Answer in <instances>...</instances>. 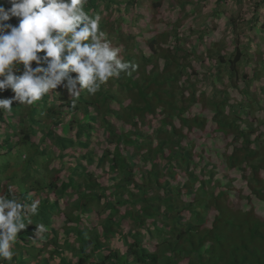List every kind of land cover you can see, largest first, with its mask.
I'll return each instance as SVG.
<instances>
[{"label":"trees","instance_id":"1","mask_svg":"<svg viewBox=\"0 0 264 264\" xmlns=\"http://www.w3.org/2000/svg\"><path fill=\"white\" fill-rule=\"evenodd\" d=\"M123 4L124 15L101 17ZM186 5L88 0L85 11L100 17L106 38L136 70L94 95H57L46 114L62 131L18 102L9 119L0 112V130L9 127L0 148L30 151L15 158L22 175L9 172L16 161L0 166V195L11 198L8 185L17 184L25 187L12 190L21 203L39 201L17 255L0 264H264V21L256 12L248 19L262 39L241 45L230 15L226 41L209 24L217 7L202 25L184 27L182 16L192 17ZM46 138L67 152L44 146ZM53 155L67 158L64 174L51 167ZM56 216L62 225L54 227ZM36 223L47 232L34 241Z\"/></svg>","mask_w":264,"mask_h":264},{"label":"clouds","instance_id":"2","mask_svg":"<svg viewBox=\"0 0 264 264\" xmlns=\"http://www.w3.org/2000/svg\"><path fill=\"white\" fill-rule=\"evenodd\" d=\"M7 2L8 8L0 3V93L10 89L14 95L0 98V112H11L14 102L32 106L58 87L73 101L84 90L94 95L110 79L136 70L106 38L100 17L85 11L88 0ZM8 192L11 198L0 195V261L11 262L20 233L34 224L39 201L21 203L11 188ZM35 225L34 241L47 232L44 224Z\"/></svg>","mask_w":264,"mask_h":264},{"label":"rangeland","instance_id":"3","mask_svg":"<svg viewBox=\"0 0 264 264\" xmlns=\"http://www.w3.org/2000/svg\"><path fill=\"white\" fill-rule=\"evenodd\" d=\"M181 1H183V0H180V2ZM184 1L187 2L186 9L188 11H190V13H192V17L187 18L186 20L182 16V19L184 21V27H188L191 25H193L194 27H197V24L203 23L206 16L209 13H211L214 8L217 7L219 9L220 14L218 16L211 18L209 24L211 26L214 24L218 25L217 30H215V32L218 33L219 36L224 39V41H226V38L231 35V30H232V27L230 25H227V21H226L227 17H229V15L234 19L233 23H234L235 28H236V34L240 38L241 45H245L248 43L249 36L252 37V39L254 38V40H256V41L259 39H262V36L256 33L257 30H251V31L248 30V19H250L254 15V13L256 12L258 15L262 16V21H264V0H184ZM6 2H7V0H6ZM140 2H141V5H145L148 2V0H140ZM258 4H259V6L257 7ZM127 9L128 8H125V4H123V5H121L122 11H120V13H119V10L116 11V10H114V8H112L108 15H106L107 14L106 9H103V13L101 12V17L104 18V20H105V18H108V17L109 18L112 17L115 19V18L119 17L120 14L124 15V12L127 11ZM145 9H146V7L144 9L141 8V10L143 12L145 11ZM137 10H138V8H136V7L134 9L132 8V11L130 13L133 14V12H134V15H135ZM167 10H165L164 8L162 9L165 16H170L169 12H168L169 10L168 11ZM178 12H179V9H176L174 11V14L179 15L180 12H179V14H178ZM126 17H128V16H126ZM165 19H167V18H165ZM167 21L168 22L165 25V27L169 29L171 27V21L168 19H167ZM141 25L145 26L146 24L141 21ZM198 29H200L199 26H198ZM212 37H213V33L210 34L208 39H211ZM195 38L196 37L194 34V36H190V38H187L186 40L188 42H192ZM208 39H207V41H208ZM249 52L253 53L254 48L250 47ZM257 57L258 56H256L255 58H257ZM255 58H253V59H255ZM262 58H264V54L262 55ZM17 74H19V73H17ZM55 91L54 90L50 91L47 94V97H46L47 100L46 101L44 100L45 97H43L39 102H37L36 104H34L32 106L22 105V107H21L22 111L26 113V111H28L30 109V107H34L33 117L35 119H37L38 121H40L42 124H47V125L52 126V124L54 123L53 119L50 116H47L46 109L49 107L54 108V107H56L57 104L60 103V101L57 100V95L59 96L60 93H63V95H66V96L69 95V93L67 91L65 92V88H63V87H58L57 89H55ZM0 95L4 96V92L0 93ZM10 114H12V111L11 112H4L5 118L9 119L8 115H10ZM13 114H14L13 115V118H14L13 122L16 123L19 120V117L16 115H19V113L14 112ZM70 116L71 115H66L65 121L72 119ZM8 125H9V123H7L6 126L8 127ZM53 126H55V125L53 124ZM54 128H56V129L60 128L62 131V124L57 125ZM8 129H9V127H8ZM8 129L0 130V136H5V133ZM73 131L74 130H72V128H71V133ZM41 136H42V134L40 132L37 133V138H36L37 142H40L39 138ZM16 140L17 139L15 138V141ZM44 146L50 147L51 149L55 148L59 154L62 152H67L66 149L60 148V145L57 144L51 138H46ZM79 149H80V147H79ZM6 151H7L6 149L0 148V166L3 163H5L6 160L16 161L15 158L18 155H20L21 157H25V156L29 155L28 152H30V151H27L25 146L14 147L12 149V153H9ZM78 154L79 153H76V155H78ZM55 156L56 155H53V164L51 165V167L58 165L59 167H61V173L60 174H64L66 172V167L64 165L66 164L67 158L60 157V159H59V158H55ZM73 159L74 158L72 157V160ZM11 170L13 172H17L18 174L22 175V172H21V170H23L22 163H18L17 161L14 162L13 164L10 165L9 172ZM8 187L11 188L13 191L21 192L19 188L22 189V187H24V186L17 185V184H9ZM60 225H62V219L58 218V217L54 218L52 226L55 227V226H60Z\"/></svg>","mask_w":264,"mask_h":264}]
</instances>
